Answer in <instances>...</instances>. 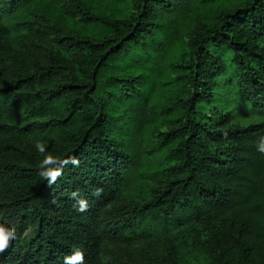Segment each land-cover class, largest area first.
<instances>
[{
    "label": "trees",
    "instance_id": "trees-1",
    "mask_svg": "<svg viewBox=\"0 0 264 264\" xmlns=\"http://www.w3.org/2000/svg\"><path fill=\"white\" fill-rule=\"evenodd\" d=\"M62 1L0 0V223L16 233L0 264H64L76 248L83 264H105V243L134 239L149 216L141 230L165 233L216 212L237 233L239 264H264V154L254 143L264 124L199 111L226 73L213 49L232 52L240 90L264 109V0H112L108 12ZM32 4L39 18L22 19ZM50 15L75 28L42 63L57 28ZM13 28L27 29L28 46ZM38 139L79 166L49 186ZM143 179L153 195L129 202L125 190ZM214 240L216 264H231L216 231Z\"/></svg>",
    "mask_w": 264,
    "mask_h": 264
},
{
    "label": "rangeland",
    "instance_id": "rangeland-1",
    "mask_svg": "<svg viewBox=\"0 0 264 264\" xmlns=\"http://www.w3.org/2000/svg\"><path fill=\"white\" fill-rule=\"evenodd\" d=\"M111 1L94 0L92 5L100 11L108 9L106 11L108 12ZM67 2V0L62 1L65 8L70 7ZM126 10L128 13L129 9L126 8ZM39 13V6L32 4L26 8L25 17L22 19L36 20L39 18ZM114 13L118 17H122L121 14ZM127 13L123 16L125 17ZM50 18L57 28L56 33L50 39L45 40L37 54L36 59L42 63L48 62L51 54L55 55L58 50H62L63 41L61 39L70 37L75 28L72 20L64 21L59 15H50ZM12 33L18 46H28L27 29L18 32L13 28ZM213 51L221 55L226 73L217 78L213 102H206L200 106V117L210 118L230 112L234 116L235 123L241 125L264 124V109L253 108L240 90L238 72L232 61V52L226 49H213ZM154 189L155 183L152 180L143 179L141 183L135 182L132 188L126 189L125 196L129 202L135 200L144 202L151 198ZM227 216V213L216 212L205 219H192L190 222L173 227L165 233H160L153 227L152 230H141L147 221L152 222L149 216L148 219L139 222L140 233L134 239L106 242L103 248V261L105 264H216L209 249V246L215 244L214 231H216L222 243V252L219 251L221 258L231 264H239L240 254L235 239L237 233L230 231V221ZM26 234L30 236L31 230Z\"/></svg>",
    "mask_w": 264,
    "mask_h": 264
},
{
    "label": "clouds",
    "instance_id": "clouds-1",
    "mask_svg": "<svg viewBox=\"0 0 264 264\" xmlns=\"http://www.w3.org/2000/svg\"><path fill=\"white\" fill-rule=\"evenodd\" d=\"M256 150L264 154V135H260L254 142ZM35 148L38 153L41 154L42 159L38 163L39 176L47 181L48 185L51 186L56 183L57 179L63 175V168L70 165L78 167L80 164L79 159L75 155H71L67 158H60L54 156L48 152L45 142L42 140L35 141ZM102 189H95L94 195L99 196ZM70 198L75 201L74 207L77 211L84 212L88 208V202L81 196L78 191L70 193ZM16 238L15 229L6 226L4 223H0V255L7 251L11 246V242ZM84 253L81 249L76 248L71 254L65 255L64 264H83Z\"/></svg>",
    "mask_w": 264,
    "mask_h": 264
}]
</instances>
